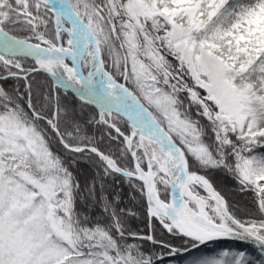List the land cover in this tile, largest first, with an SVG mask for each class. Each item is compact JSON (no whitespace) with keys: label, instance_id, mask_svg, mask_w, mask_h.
<instances>
[{"label":"snow or ice","instance_id":"obj_1","mask_svg":"<svg viewBox=\"0 0 264 264\" xmlns=\"http://www.w3.org/2000/svg\"><path fill=\"white\" fill-rule=\"evenodd\" d=\"M0 264H264V0H0Z\"/></svg>","mask_w":264,"mask_h":264}]
</instances>
